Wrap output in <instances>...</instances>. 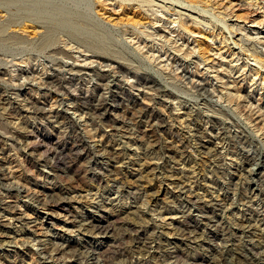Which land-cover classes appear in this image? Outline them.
Here are the masks:
<instances>
[{"label":"rangeland","instance_id":"obj_1","mask_svg":"<svg viewBox=\"0 0 264 264\" xmlns=\"http://www.w3.org/2000/svg\"><path fill=\"white\" fill-rule=\"evenodd\" d=\"M0 264H264V0H0Z\"/></svg>","mask_w":264,"mask_h":264},{"label":"bare ground","instance_id":"obj_2","mask_svg":"<svg viewBox=\"0 0 264 264\" xmlns=\"http://www.w3.org/2000/svg\"><path fill=\"white\" fill-rule=\"evenodd\" d=\"M249 175V174H248ZM18 188V187H17ZM21 188V187H20ZM21 191V190H20ZM57 250V249H56ZM54 251V250H53ZM53 254V253H52ZM52 259V258H51ZM54 259V258H53Z\"/></svg>","mask_w":264,"mask_h":264}]
</instances>
